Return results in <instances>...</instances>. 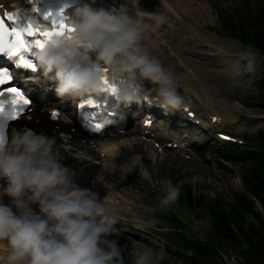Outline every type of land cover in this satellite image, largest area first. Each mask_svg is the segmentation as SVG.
<instances>
[{
    "label": "clouds",
    "instance_id": "clouds-1",
    "mask_svg": "<svg viewBox=\"0 0 264 264\" xmlns=\"http://www.w3.org/2000/svg\"><path fill=\"white\" fill-rule=\"evenodd\" d=\"M131 4L134 13L127 4L106 10L79 3L70 18L71 33L53 34L35 52L34 70H41L37 80L54 82L60 97L108 91L126 104L147 100L165 109L186 107L173 73L144 44L146 34L165 24L168 16L161 10H142L139 0ZM256 55L252 49L242 51L229 70L236 75L254 72ZM145 80L157 85L154 95L145 90ZM62 159L55 136L26 126L14 128L10 136L3 130L0 180L7 183H0V264H126L119 240L112 236L119 233L121 219L112 203L77 184L76 172ZM124 165L128 171L135 166ZM106 173L102 166L95 181L106 184ZM159 183L160 207L179 200V182L164 177ZM131 255L132 264H161L165 258L163 249L148 245L133 248Z\"/></svg>",
    "mask_w": 264,
    "mask_h": 264
},
{
    "label": "rangeland",
    "instance_id": "rangeland-1",
    "mask_svg": "<svg viewBox=\"0 0 264 264\" xmlns=\"http://www.w3.org/2000/svg\"><path fill=\"white\" fill-rule=\"evenodd\" d=\"M200 1L204 0H199V2ZM207 1L208 4H206L208 6L205 5L206 7L201 3L193 4L191 2L192 4L189 5V1L184 4H181L178 1V10L176 9V12L173 13L177 15L179 22L175 18L169 17L173 22H176L177 26L175 25V30L177 32L176 35L173 36H177V38L172 36L167 38V40L164 39L166 40L168 46H173L176 56H169L172 53V48L169 47L160 50L161 53L159 57L163 60L164 64L166 62V66H170L173 63L174 69L180 72H178V74H186L190 79L188 82L190 87L194 89L196 87L203 89L202 84H204L205 89L202 90L203 94H208V96L210 95V97H212L211 99H213L215 103H219V106L223 110L230 113L243 114V117L238 124H228L227 129L230 130V132L239 134L240 130L244 128L246 124L249 125L255 119V123L251 128V132L255 137L257 131L264 126V120L257 118L260 111L256 107L258 90L256 88V83H254L263 71V63L260 60L261 58H259V52L255 48L237 40L227 38L225 37L227 35H221L217 31L216 24L219 17L216 11L215 2L226 3L228 0ZM202 7L205 8V10H201V12L198 11V9H202ZM153 9H155V5L153 6ZM210 11L213 17L210 15ZM202 15H206L207 17ZM196 22L198 27H200L205 34L201 31H199L200 33L197 32ZM180 31H184L181 36L179 35ZM191 34L194 35L193 38L190 37ZM182 41H185V43L182 44L183 47H180ZM177 45L178 48H175ZM220 47L224 49V52L218 51V48ZM246 49H252L257 54L255 71L243 72L240 75H236L233 71L229 70L228 65L232 60L237 59L239 54ZM187 60L191 61L197 68L195 70V78V74H189L188 69L183 65V63ZM184 68L186 71L181 73V71H184ZM198 78L199 81L203 82L202 84L199 83ZM178 84L181 85V89L182 87H186V83L183 80L178 79ZM206 89H208V91ZM237 99L241 102H237ZM250 116H252L253 119L248 118ZM189 143L194 147H199L200 149L208 150L214 153L215 159L208 163V167L210 168L198 169L200 167L203 168L204 166L195 165L179 158L177 160L174 154L168 153L166 156H160L155 164L151 163L148 171L130 172L131 177H124L122 179L123 181L110 177L112 179L110 187L114 190V195L120 197L119 201L115 200L117 205L116 209H121L122 212L118 215L121 217L124 216L130 220V217L125 214L126 212L133 215L139 213L140 205L133 203L136 206V208L133 209L132 204L129 205V203L135 202L138 198L143 196L140 189H137L138 186L141 185V180L150 182V186H155V194L153 196L154 204L158 207L157 210L160 211V214H164L162 210L169 208V206H159V196L161 195L162 190V186L159 181L164 177H169L174 182H179L181 186H192L195 188V193L197 194H204L206 197L205 203L212 207L221 209L224 214H229L231 207L236 205V202H234L235 194L244 193L251 201H254L256 210L261 213L260 218L264 225V209L254 197L249 195L245 184L242 182V167L240 164L232 165L223 160L221 158L223 154L221 146L210 147V143H207L205 139L192 135L191 138H189ZM125 146L126 148H129L127 144ZM189 166L197 167V169ZM119 179H121V177H119ZM126 179L129 183H125V185L129 184V187H124L125 185L121 184V182H126ZM99 183L100 182H98V184ZM107 199L113 206V198L107 196ZM155 205L154 208H156ZM194 210L198 212L200 211L198 208H193V211ZM193 211L185 207L181 209V213L183 215L189 214L192 216ZM251 220L252 218L250 216L246 217L247 224L248 222H251ZM127 225L130 232L128 237L132 242V249L146 245L144 241L137 237L139 234L137 231L139 230L138 228H141L144 232L150 233L151 222L146 226L136 224L131 225L130 222H128ZM206 230H209V228H205V224L204 226L200 224L195 232L198 234L205 233L204 236L213 244L212 248L208 249V253L211 255V262H217L218 264H244L245 260H243L242 256L245 254V252L242 253L244 249H240V247L236 244L233 248L229 242L222 240L220 236H216L213 233L210 235L206 232ZM186 234L192 238H197L202 241L205 240V238L197 235L189 233ZM112 236L115 237L116 234L113 233ZM156 250H159V248ZM163 251L165 253V258L161 261V264H190L189 257H186L188 251L185 249H183V253H181V255L175 254V249H173L172 252H165L166 250ZM188 254L191 253L189 252ZM128 264H132V262Z\"/></svg>",
    "mask_w": 264,
    "mask_h": 264
},
{
    "label": "trees",
    "instance_id": "trees-1",
    "mask_svg": "<svg viewBox=\"0 0 264 264\" xmlns=\"http://www.w3.org/2000/svg\"><path fill=\"white\" fill-rule=\"evenodd\" d=\"M256 5H259L257 14L249 17L245 22H239L245 26L241 28L236 26L232 31L238 35L242 33V30L245 40L262 46L264 44V1H259ZM259 150L257 158L247 163L248 170L243 181L249 195L259 200L264 208V144L260 145ZM234 198L236 205L231 207L229 214H224L221 210L209 212V232L220 236L233 248L236 244L240 249H244L242 251V253L245 252L242 255L245 260L244 264H264V225L261 222V213L256 210L254 201H251L244 193H236ZM247 216L252 218L248 224L246 223ZM186 238V242L180 243L181 237H179L178 242L185 249L197 254L191 259V264H218L211 262V255L208 253V249L213 246L211 242L205 247L198 239Z\"/></svg>",
    "mask_w": 264,
    "mask_h": 264
},
{
    "label": "snow or ice",
    "instance_id": "snow-or-ice-1",
    "mask_svg": "<svg viewBox=\"0 0 264 264\" xmlns=\"http://www.w3.org/2000/svg\"><path fill=\"white\" fill-rule=\"evenodd\" d=\"M67 7L68 5L64 4L56 12H52L51 10L44 12L45 19L50 21V23L44 24L29 20L26 24L19 25L18 23H14L10 27L0 17V52L7 51L9 56L19 54L17 63L34 69L36 66L24 54L25 51H31L33 45L42 48L53 34L71 33L73 25L70 22L69 16L65 13ZM7 18L14 22L18 21V17L12 12L7 13ZM11 79L12 77L8 69L0 68V97H7L6 99L0 98V117L4 119L19 117L31 103L18 87L10 86L9 81ZM104 79L108 89L114 92V85L110 83L107 77ZM89 103L95 105V100L83 99L81 106L88 105ZM57 115L58 113L53 112V116ZM3 129V120H0V136L3 134Z\"/></svg>",
    "mask_w": 264,
    "mask_h": 264
},
{
    "label": "bare ground",
    "instance_id": "bare-ground-1",
    "mask_svg": "<svg viewBox=\"0 0 264 264\" xmlns=\"http://www.w3.org/2000/svg\"><path fill=\"white\" fill-rule=\"evenodd\" d=\"M181 4H184V3H187L188 0H178ZM120 3L121 5L122 4H127L128 5V9H129V12L130 13H134V7L133 5L131 4V0H120ZM176 2L174 0H169V1H166V0H154V4L153 6L155 5V9H153V6H150L147 2H144L143 4H139V7L142 9V10H145V11H157L158 9L165 12V14L167 15V13H169L170 11H173V12H176V9L173 10V7L175 6ZM189 5H191L192 3L191 2H188ZM205 6V5H204ZM206 7V6H205ZM196 8V7H195ZM201 8V7H200ZM178 10V9H177ZM196 10V9H195ZM201 10H205V8L202 7V9H198V11L201 12ZM210 10V9H209ZM208 10V12H209ZM197 11V13H198ZM206 12H207V9H206ZM174 14V13H173ZM201 14V13H200ZM199 14V15H200ZM204 14V13H203ZM169 21V20H168ZM170 22H166L165 24L161 25L158 29H156L155 31H149L147 34H146V37L144 39V44L145 46L149 49V50H152L154 52L152 53H156L158 52V50H160L162 46H166L167 48L171 47V45L168 46L166 40L167 38H170L172 37L173 35H176V30H175V25H170L169 24ZM176 31V32H173ZM180 35V34H179ZM166 39V40H164ZM190 40V39H188ZM171 41V40H170ZM169 41V42H170ZM186 41V40H185ZM185 41H182L181 44H180V47H183L182 44L185 43ZM172 48V49H171ZM171 51H172V54L171 56L174 55V48L173 46L171 47ZM175 48H178V45L175 47ZM159 56V55H158ZM157 56V57H158ZM161 62L164 64L163 60H161ZM166 64V62H165ZM184 67H186L188 69V73L189 74H195V70L197 69L194 64L187 60L183 63ZM168 66V65H167ZM168 70H170L172 73H173V76H174V79L176 81V83L178 84V79L180 80H183L185 81L186 83V87H182V89L180 88L181 85H178L177 86V90L178 92L180 93H183V96H186V98H196L198 99V101L200 103H204L206 102L207 103V106L215 111V109L218 107L219 109L220 106H219V103H215L214 100L211 99L210 95L208 96V94H203L202 92V89L201 88H198L196 87L195 89L190 87L188 82L190 81V79L188 78V76L186 74H178L175 72V69H174V66H173V63L167 67ZM195 78V76H194ZM44 80V79H43ZM29 81H33V79H29ZM204 81V80H203ZM45 83H49L51 81H46L44 80ZM191 83V82H190ZM197 83V82H196ZM203 83V82H202ZM152 86H154V83L151 84ZM202 86H204V84H202ZM205 87V86H204ZM208 90V89H206ZM44 98V101H45V104L46 105H56L55 103H53V101H50L48 100L47 98ZM62 103H66V100L63 101ZM44 108H47L46 106H43ZM64 109H67V107L65 105L62 106ZM69 107V106H68ZM35 116H38V111L34 113ZM63 123L66 124V121L63 120ZM60 125H61V122H60ZM222 126V124H218V125H215L214 127L218 130L220 127ZM206 129V128H205ZM204 129V130H205ZM212 128H209V130H211ZM137 132L139 133H142L143 130L141 128H137L136 129ZM220 133V131L218 132ZM136 139L133 140V141H126L125 142V145L127 144V146L129 148H126L127 150H131L134 148V146H136ZM121 143H124L122 141L119 142V144ZM106 144H110V142H107ZM160 145H163L162 143H160ZM113 147L112 150H110L111 147H108L106 145H103V143H99V148L101 149L102 152H106L107 153V156H108V160L109 161H112L114 160L116 157L114 156V159H113V155L114 153H116L119 149H120V146L117 144L115 145V147L113 145H111ZM111 155V157H110ZM77 184H79L80 186L82 185V183L80 181H75ZM90 182V181H89ZM99 185V184H98ZM83 187H87L89 189H91L87 184L84 185ZM92 190V189H91ZM93 191H96L97 193H99V197H102L104 191L102 192H98L97 189L96 190H93ZM107 195V194H105ZM107 196H110L111 198H113L114 194H112L110 192V194H108ZM133 206V209L136 208V206L134 204H132ZM34 207V205H33Z\"/></svg>",
    "mask_w": 264,
    "mask_h": 264
}]
</instances>
